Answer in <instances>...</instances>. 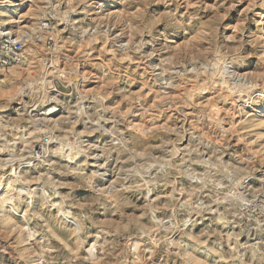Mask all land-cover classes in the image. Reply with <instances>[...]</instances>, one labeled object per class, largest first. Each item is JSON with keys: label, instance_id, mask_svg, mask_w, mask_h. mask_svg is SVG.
Wrapping results in <instances>:
<instances>
[{"label": "rangeland", "instance_id": "obj_1", "mask_svg": "<svg viewBox=\"0 0 264 264\" xmlns=\"http://www.w3.org/2000/svg\"><path fill=\"white\" fill-rule=\"evenodd\" d=\"M17 2L0 3V25L7 22V29L32 34L24 53L28 64L0 69V81L30 77L31 65L38 61L50 73H82L73 82L95 99H84L71 86L67 92L58 88L52 94L59 91L61 105L38 106L29 113L43 118L47 127L36 124L23 133L9 129L11 134L0 140L5 149L0 151V264H113L117 259L127 264H259L264 253V223L257 225V219L264 221V163L249 170L246 161L264 154V61L253 51L264 43V0H189L180 8L168 0H145V15L155 21L153 32L166 36L157 43L146 42L151 37L136 19L141 8L128 7L129 0H88L79 6L77 0H63L60 18L37 13V0L11 6ZM173 11L187 23L165 30L161 17ZM44 17L50 22V44L33 35ZM216 17L213 47L225 38L231 45L233 33L248 41L239 75L255 87L216 78L219 60L213 58L208 27ZM207 62L212 71L205 70ZM12 96L9 90L0 92V117L19 121L24 109ZM81 103L88 113L98 107L109 111L86 124V117L74 118ZM66 119L73 122L59 123ZM77 136L91 146L90 155L73 158L79 151ZM121 137L136 151V161L116 151L104 158L103 150ZM200 139L208 143L200 144ZM82 167L85 176L97 167L108 169L105 180L91 182L102 188L124 184L128 191L119 213L93 211L81 223L89 206L95 209L92 188L78 175ZM233 167L243 170L242 187L231 188V197L218 206L215 192L228 183L218 182L219 177ZM126 168L140 175L129 177ZM252 193L259 199L244 204ZM197 198L210 210L189 216L185 205ZM241 211L256 219L239 217L243 222H238ZM189 219L193 222L176 226ZM89 221L91 227L85 228ZM78 225L83 229L79 239L74 235Z\"/></svg>", "mask_w": 264, "mask_h": 264}, {"label": "clouds", "instance_id": "obj_2", "mask_svg": "<svg viewBox=\"0 0 264 264\" xmlns=\"http://www.w3.org/2000/svg\"><path fill=\"white\" fill-rule=\"evenodd\" d=\"M11 3V0H0V3ZM41 0H37V7L35 11L40 14L47 15L49 17L51 16H57V18L62 17L64 14L60 12L59 10V3L63 2V0H56V4L52 3V0H42L43 7L40 6ZM88 0H77L76 6H79L80 3L87 4ZM170 3H175L177 8H180L182 6H185L188 4L189 0H168ZM139 6L141 8V11L137 13L136 19L139 21L138 28L146 35L151 37L150 41L151 43H157L164 41L166 39V36L164 33L161 32H153V27L155 24V21L152 19L151 15L146 16L145 13L147 12V3L145 0H129L128 7H135ZM68 10H72V5L69 4ZM125 18H127V13L125 14ZM161 20L165 23V30L169 28H176L183 24H186V21H182L177 13L175 11L166 13L164 16L161 17ZM219 23V18H215V22H210L208 27L209 30L212 33L211 36V43L210 47L212 48V51L215 53L213 56L214 59H218L219 63L215 68L216 72V78L223 81L224 78H227L228 81H239L244 82L245 87L251 88L255 87V82L247 83V81L250 79L249 77H241L239 75V72L242 71L246 64V51L245 44L248 43V41L244 40L241 37H238L236 33L232 34V40L231 45H229L225 38L224 41H220L218 47H213V45L216 44V26ZM4 33L0 32V36H3ZM10 46H17L14 45V43L9 40ZM22 47L23 45H18ZM123 54H128V49L123 48ZM135 51V48L132 49ZM25 51H28L27 49ZM254 54L261 55L262 61H264V43H259L258 47H256L254 50ZM47 62V61H46ZM17 63L22 65L28 64V58L23 57V59L17 58ZM54 66V65H53ZM0 67L7 68V64L0 65ZM33 68V75L30 77H26L23 80H15L12 78H6L5 81H0V92H3L4 90H9L12 92L13 96L12 98L21 105V107L24 109V116H21L19 121H12V120H5L3 117H0V140H4L5 137L9 136L11 133L9 132V129H16L23 133L25 131V127L31 128L36 124H43L45 127H47V124H45V121L43 118L40 120H37L35 117L29 115L32 109L37 108L38 106H46L48 104H56L61 105L63 102L61 99H59L60 93L59 91H56V94H52L54 90H57L59 88L60 84H64L65 87L71 86V88L75 91H78L80 95L84 99H95V96L93 94H87L85 95L82 87L78 86L76 83H74V79H80L83 77V74L78 71H73L71 73H61L59 70L49 72L48 69H46L43 65H41L38 61L31 65ZM261 67L264 68V63L261 64ZM206 71H212V65L211 62H207V66L205 68ZM27 97L28 99L25 100L24 98ZM218 99H223V97H219ZM102 100V98H101ZM8 98L5 97L3 99L4 104H8ZM99 103V101H98ZM109 109L98 107L95 112L88 113L85 112L83 103L77 105L74 118L75 119H81L82 117H86L85 123L87 124L91 120L95 119H103V114L105 112H108ZM112 120L119 122L117 120V116L113 115L111 117ZM73 121L71 120H63L60 121V124H69ZM56 122L48 121V124H53L55 126ZM52 130V129H49ZM103 131V129H102ZM114 132L118 134V130L114 129ZM199 139V138H198ZM5 143L7 144V141L5 140ZM74 143H77V146L79 148V151L74 152L73 158L77 155H85L88 156L92 152L91 146L87 145L86 141L81 140L78 136L75 138ZM129 141H125L123 137L120 138V141L117 145L112 146L111 148L104 149L103 154L105 159L111 158V152L116 151L121 157H124L127 154V158L129 161H136L137 160V154L134 149H129L127 145L129 144ZM206 139H200V144H207ZM70 145L64 144L63 147H69ZM5 149H0V151H3ZM56 155H61L62 153L60 151H57L55 153ZM47 156V153L44 154ZM257 156H259V159H257ZM100 159V156H97V160ZM264 163V154H256L253 156V158L249 161H246V164L248 166V169L251 170L252 167L256 164ZM108 169H104V171H101L99 167H97L96 171L94 173H91L87 176H85V170L84 168H80L78 170V175L82 178L83 183L85 186L91 187L92 191L94 193V196L92 198V203L95 204V209L89 208L86 210V214L81 215V223H83L84 220H88L89 217L92 215L93 211H99L103 209L106 213H109L111 211H115L116 213H119L121 207L123 206V200H122V194L128 189L125 188L123 183L118 182V184H112L107 188H102L99 186V184L91 183L92 181L97 180H105L106 179V173ZM124 172L131 177L132 175H140L139 172H137L134 168H126L124 169ZM224 180H227V184H223L221 189L217 192H215L216 199L215 202L219 206L221 204H224L226 201H228L229 197H231L232 192L231 188H235L237 186H241V181L244 180V173L242 169L239 168H231L229 170V173L227 176H220L218 182H222ZM13 183H16L14 181ZM145 187L147 185H144ZM224 189H228V191H224ZM221 193L223 195L221 196ZM247 190H245V195H247ZM259 199L258 194L252 193L251 199H246L243 201L244 204H255V202ZM150 211H155V208H152L150 206ZM185 210L188 212L189 216L191 213H199L201 211H207L210 210V208L207 205H204L202 201L197 198L195 202H193L190 205H185ZM238 222H243V220H240L239 217H244V219H256V217L252 216L247 211H241L238 214ZM261 215H264V212L261 213ZM193 221L189 220H181L176 226L182 227L186 226L188 223H192ZM264 223V221H260L257 219V225ZM84 227H91V222L87 225H84ZM80 225L77 226V232L74 233V235H77V238L79 239L78 233L82 231ZM70 238V237H69ZM198 239V238H197ZM3 248H0V251H3ZM241 259H243L241 257ZM113 264H127L126 260L123 259H117L113 262ZM259 264H264V253H260L259 255Z\"/></svg>", "mask_w": 264, "mask_h": 264}, {"label": "built area", "instance_id": "obj_3", "mask_svg": "<svg viewBox=\"0 0 264 264\" xmlns=\"http://www.w3.org/2000/svg\"><path fill=\"white\" fill-rule=\"evenodd\" d=\"M49 24L50 22L46 17L37 22L35 26V33L33 34L36 40L43 41V43L47 44L51 43L53 36ZM0 32L4 33L3 36H0V65L7 64L8 67H10L14 64H18L17 58L23 59L26 45L32 38V34H28L26 30L7 29L3 25H0ZM9 40L17 46H10ZM21 44L23 45L22 47L18 46ZM0 69L6 68L0 67ZM63 89V92H67L69 90L68 87H63Z\"/></svg>", "mask_w": 264, "mask_h": 264}, {"label": "bare ground", "instance_id": "obj_4", "mask_svg": "<svg viewBox=\"0 0 264 264\" xmlns=\"http://www.w3.org/2000/svg\"><path fill=\"white\" fill-rule=\"evenodd\" d=\"M19 1H21V2H17V4H11V6H13V5H16V6H20V7H24L25 5H27L26 3H24L23 1H26V2H30L31 0H19ZM14 2V1H13ZM5 5H7V6H10V4L8 3H6ZM4 5V6H5ZM29 5V4H28ZM17 9V8H16ZM16 9L14 8L13 10H14V14H18V12H15L16 11ZM10 10V9H9ZM28 10V9H27ZM18 21H20L21 22V20L20 19H18L17 20V22ZM12 22H16L15 20H12ZM7 24V22L6 23H3V26H5ZM259 77V76H258ZM59 88H61L62 90H64L63 89V87H59ZM258 111V110H257ZM217 116V115H216ZM18 188V187H17ZM20 191V190H19Z\"/></svg>", "mask_w": 264, "mask_h": 264}]
</instances>
